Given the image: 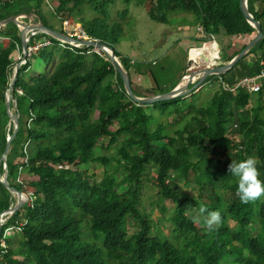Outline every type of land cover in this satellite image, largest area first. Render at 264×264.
<instances>
[{
  "label": "trees",
  "instance_id": "16d2710c",
  "mask_svg": "<svg viewBox=\"0 0 264 264\" xmlns=\"http://www.w3.org/2000/svg\"><path fill=\"white\" fill-rule=\"evenodd\" d=\"M86 1L97 15L80 17L78 22L89 37L112 47L129 72L128 57L116 48L121 22L110 21L115 0H58L56 13L71 20L75 9ZM135 1L152 20L165 24L170 23L171 11L192 13V23L203 34L198 40L203 42L213 35H256L239 0ZM41 3L0 0V19L19 12L33 13L51 27ZM14 6L16 10H12ZM248 10L264 32V0H248ZM127 12L125 8L118 15L124 19ZM19 31L14 23L0 29V36L8 40L0 48V156L7 135L13 131V125L8 129L5 92L14 67L12 55L18 48L21 51ZM50 38L49 46L32 53L34 57H26L12 90L19 126L6 159L8 181L26 194L27 200L1 225L0 264H264V197L242 203L236 178L229 173L231 161L249 156L256 157L264 171V87L253 97L245 90L224 86L231 88L238 78L264 68V37L227 72L210 75L221 82V87L207 105L194 110V104L186 103L184 97L148 104L159 105L162 113L168 112L182 122L172 134L162 123L149 127L152 115L146 112L147 105L130 99L122 79L102 52ZM249 41H233L225 50L219 49L216 63L229 62ZM250 54L254 55L251 62L246 59ZM56 56L59 60L50 71ZM36 59L41 60L45 72L28 75ZM22 105L28 111L23 121ZM185 111L188 118L183 115ZM236 120V130L244 137L233 142L230 125ZM104 136L109 137V145L118 142L116 156L125 172L117 178L105 170L96 181L84 168L89 162L109 163L108 157H93ZM65 164L70 167L65 169ZM151 168L147 179L162 197L175 204L167 236L152 235V220L138 207L145 175ZM263 171L258 177L261 181ZM0 172H4L2 164ZM192 175L198 183V195L174 188L177 180L187 184ZM120 185H126V190L119 191ZM14 201L0 182V213ZM202 206L219 212L221 222L214 230L189 214ZM85 217L92 241L83 238ZM131 221L137 227L129 234ZM229 221L235 225L230 226ZM8 228L19 234L18 247H11Z\"/></svg>",
  "mask_w": 264,
  "mask_h": 264
},
{
  "label": "rangeland",
  "instance_id": "374dc122",
  "mask_svg": "<svg viewBox=\"0 0 264 264\" xmlns=\"http://www.w3.org/2000/svg\"><path fill=\"white\" fill-rule=\"evenodd\" d=\"M30 4L35 6V2H31ZM57 4L58 0H42L40 5L41 11L45 17H47V24L56 30L63 29V31H67L66 29H69L70 26H63L64 22L69 19L66 16L62 18L60 14L56 13L55 8ZM68 5L71 6L72 2ZM125 8H127L128 11L127 15L124 19H121L118 13L123 11ZM16 9L17 6H14L12 10ZM110 13L111 22H121L119 42L117 43L116 48L124 56L128 57L130 72L129 75L131 76L132 87L134 91L139 93L141 96L142 94L151 96L153 94H157L156 92L161 93L169 91L173 85L178 83L183 78L184 74L195 70L200 71L201 69L217 65L216 58L218 56L219 49L225 50L226 46L232 44L233 41L247 42L255 35V33L247 35L242 34L239 36L213 35L211 39L207 36L206 38L208 41L203 42L198 40V38L202 37L203 34L201 28H198L194 23H192V13L180 10L171 11L168 14L170 23L165 24L152 20L149 17L146 9L142 5L137 4L135 0H115V2L110 7ZM17 15H19V18L24 23H34L39 21V18L36 14L26 15L24 12H19ZM96 15L97 13L91 4L86 1L75 9L74 15L71 20H69V22L71 26H77V24H80L78 22L80 17L92 18ZM20 32L21 30L19 33ZM195 36H198L197 39H194ZM187 39L189 40V44H186V46L182 44L181 41L185 42ZM7 43V38L0 36V48L5 46ZM209 46L216 50V56L213 60H207L205 57L206 54L205 52H202V50H200L199 53H194V50L204 48V51L212 54V52H209L208 50ZM12 56L14 66L23 57L22 49L20 51L18 48L17 51H15V55ZM32 56L34 57V55L27 54V57ZM253 58V54H250L248 57H246L249 62H251ZM201 59L207 60L206 64L200 61ZM58 60L59 57L56 56V61L51 64L50 71L54 70ZM32 62L34 63H31L32 66L27 71L28 75H35L39 72H45V67L41 64V60L36 59V61L32 60ZM192 65H194L195 68H191ZM188 66L189 68H187ZM200 76L201 73L196 76L193 83H195ZM207 77L199 87H196L194 90H192V92H189L184 96V101L186 103L194 104V110L200 106L207 105L210 102L212 95L220 90L221 82L215 80V77L213 76ZM193 83H190L188 86H191ZM252 96L254 97L255 94H252ZM251 103L248 105V107H244V109L249 108ZM15 105V101L12 100L11 111L13 114H15ZM145 110L147 113L152 115V120L149 124L150 128L162 123L167 126V133L172 134L174 129L182 126V122L180 120H176L174 115H171L168 112L162 113L160 111L159 105L156 107L147 105ZM241 110L243 109L241 108ZM20 112L21 121H23L24 117H26L28 114L27 106L22 105ZM192 114L193 112H191V115ZM183 115L187 118L189 117V113L187 114L186 111L183 113ZM236 115L237 117L239 116V111L236 112ZM236 122L237 120L233 121V123L230 125V139L233 142H238L244 137L242 133H239L238 130H236ZM12 125L13 122L8 124V129L11 128ZM184 137L181 138V141H184ZM117 144L118 142L109 145V137L104 136L100 139L99 144L94 149L93 157L105 156L109 158V163L107 165H104L100 162H89L85 166L84 169L86 170L87 174L92 175V178L96 181L100 180L105 170H107L109 173H115L117 178H120L124 174L125 167H123V165L118 162L116 156ZM30 147H33V145ZM233 152L234 150L232 153ZM253 158L257 160L256 157ZM257 169L259 173H262L263 170L259 168L258 160ZM152 170L153 169L151 168L145 175L144 186L142 188L140 204L138 207L143 212H146L152 220L151 234L167 236L169 235L172 228L169 218L175 207V204L172 202V200L162 197L158 193V189L155 188L147 179V177H151ZM2 175L3 172H0V177ZM186 180H188L186 181L188 182L187 184H185L182 180H177L174 188L181 189L191 196L198 195V183H196L194 176L192 175ZM196 180L199 181V178L196 177ZM117 188L119 191H124L126 190L127 186L120 185ZM222 192L226 197L227 193L225 191ZM189 214H192L193 217H196L197 215L195 209H191ZM84 220L86 221L84 223V229L87 234L85 231H83V238L92 241L88 239V237H92L93 235L91 230L88 228L89 225L87 223V217H85ZM229 225L233 227L235 223L233 221H229ZM82 226L83 224L81 227ZM136 227L137 223L131 221L128 227V233H132ZM7 232L8 235L12 236L11 247H18L19 234L15 230H10V228L7 229ZM85 235L87 237H85ZM1 244L4 245V241H1ZM229 262L232 263L233 261L230 260Z\"/></svg>",
  "mask_w": 264,
  "mask_h": 264
},
{
  "label": "water",
  "instance_id": "95a60500",
  "mask_svg": "<svg viewBox=\"0 0 264 264\" xmlns=\"http://www.w3.org/2000/svg\"><path fill=\"white\" fill-rule=\"evenodd\" d=\"M239 5L240 8L246 18V20L254 27L256 30V35L246 44L244 48H242L235 56L232 57V59L222 65H215L212 67H207L204 69H201L200 71H192L183 76H189L191 79L194 76H197V74L201 73V76L198 78V80L193 83L187 82L186 84L181 85V82L183 78L178 82V84L170 89L167 92H161L157 94H153L151 96H139L134 92V89L132 87L131 83V78L126 70V68L122 65L118 57L116 56L114 50L112 47L108 46L105 42L96 40V39H77L69 34L65 33L64 31L56 30L54 28H51L49 26H46L43 22L40 20L34 23H24L20 18L19 15L13 14L10 15L6 18L0 19V29L1 27L5 26L8 23H14L18 26V28L21 30V38H22V59L19 60L14 67L12 68V75L10 78V82L8 85V88L5 92V107H6V112L9 117V122L8 124H11L13 122V131L11 134L7 135L6 138V145L4 148L3 153L0 156V165H3V175L0 177V182L2 185L7 188L10 192L11 197L15 199V201L10 205V207L0 213V230H1V225L20 207L23 206V204L27 200V195L22 193L21 191L17 190L13 186L10 185L8 181V168L6 165V159L7 155L10 151L11 148V141L14 138L18 126H19V121L18 117L12 113L11 111V103H12V90L14 88V84L18 75V70L20 66L26 61V57L28 54V40L32 36V34L36 31H40L46 34H49L50 36L54 37L55 39L59 41H63L66 43H69L70 45H74L73 42L82 44L84 46H92L98 48L100 51H102L106 58L113 64L116 72L119 74L120 78L123 81V86L124 89L127 93V95L130 97V99L137 103L138 105H148V104H153L155 102H160V101H166L170 99H174L177 97H184L187 93L192 92L196 87H199L205 78L210 75H218V74H223L227 72L230 68H232L239 60H241L245 54L257 43L259 42L263 37H264V32L262 31V26L260 21L256 20L253 16V14L248 10V0H239ZM26 15H33V13H25ZM76 46V45H75ZM24 61V62H22ZM190 83L191 86H188ZM15 101V100H14ZM16 107V105H15ZM16 198H19L16 201ZM4 217V219H3ZM4 220V221H3Z\"/></svg>",
  "mask_w": 264,
  "mask_h": 264
},
{
  "label": "clouds",
  "instance_id": "9594fccd",
  "mask_svg": "<svg viewBox=\"0 0 264 264\" xmlns=\"http://www.w3.org/2000/svg\"><path fill=\"white\" fill-rule=\"evenodd\" d=\"M229 173L237 181V195L242 203L257 200L264 197V181L259 177L257 160L251 156L238 161H231ZM194 219H202L209 230H214L221 222V216L217 211H208L205 207L195 210Z\"/></svg>",
  "mask_w": 264,
  "mask_h": 264
},
{
  "label": "built area",
  "instance_id": "2783aa9c",
  "mask_svg": "<svg viewBox=\"0 0 264 264\" xmlns=\"http://www.w3.org/2000/svg\"><path fill=\"white\" fill-rule=\"evenodd\" d=\"M66 26H70V28L66 29L67 31H64V32L69 34L70 36H72L74 38L85 39V40L86 39H96V38L89 37L88 34L86 33L85 29L81 26V24H77V26H71L69 20H66L64 22L63 27H66ZM39 34H45V35H42V36L35 38V36H37ZM50 37H52V36H50L49 34L40 32V31L34 32L32 34V36L30 37V39L28 40V49H27L28 54L32 55V53H34L38 50H41L46 46H49L51 44V38ZM96 40H98V39H96ZM60 42L62 44H69V43H66L63 41H60ZM73 44L74 45H71V46L76 45L75 47H89V46H84V45L76 43V42H73ZM93 50L98 52V53L102 52L96 47H93ZM224 86L226 88H229L230 90L242 89V90L247 91L250 94H255V93L259 92L264 87V68L260 72H257L255 74L246 75V76L238 78L237 81L235 82L234 86L231 88L227 84H225ZM60 167H63V166L60 165ZM69 167L70 166L68 164L64 165L65 169H68Z\"/></svg>",
  "mask_w": 264,
  "mask_h": 264
},
{
  "label": "bare ground",
  "instance_id": "6f19581e",
  "mask_svg": "<svg viewBox=\"0 0 264 264\" xmlns=\"http://www.w3.org/2000/svg\"><path fill=\"white\" fill-rule=\"evenodd\" d=\"M200 50H202V52H205V54H206V59L207 60H213L214 58H215V56H216V50H214L213 49V47H211V46H209L208 47V50H209V52H212V54L211 53H208L207 51H204V48L203 49H196V50H194V53H199V51ZM204 57V58H205ZM203 58V57H202ZM200 59V58H199ZM207 60H203V59H201L200 61H202V62H204L205 64H206V62H207ZM193 64V63H192ZM203 64V63H202ZM195 68V66L194 65H192L191 66V68ZM196 67H198V66H196ZM200 67V66H199ZM202 68V67H201ZM199 69V68H198ZM195 71H199V70H195ZM199 74V73H198ZM197 74V75H198ZM196 78V76H194L192 79L189 77V76H185L184 78H183V80H182V82H181V85H183V84H186L188 81L189 82H191V81H193L194 79ZM19 198H16V201L18 200ZM3 219H4V217H3ZM4 221V220H3Z\"/></svg>",
  "mask_w": 264,
  "mask_h": 264
},
{
  "label": "crops",
  "instance_id": "0c3cea01",
  "mask_svg": "<svg viewBox=\"0 0 264 264\" xmlns=\"http://www.w3.org/2000/svg\"><path fill=\"white\" fill-rule=\"evenodd\" d=\"M181 42H182V44H184V45H186V44L188 45V44H189V40H188V39H187L185 42H183V41H181ZM187 45H186V46H187ZM187 68H189V66H188ZM142 96H148V95H143V94H142Z\"/></svg>",
  "mask_w": 264,
  "mask_h": 264
}]
</instances>
